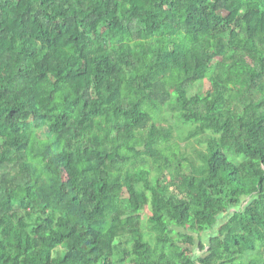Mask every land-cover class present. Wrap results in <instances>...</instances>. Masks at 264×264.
I'll list each match as a JSON object with an SVG mask.
<instances>
[{
	"label": "trees",
	"instance_id": "obj_1",
	"mask_svg": "<svg viewBox=\"0 0 264 264\" xmlns=\"http://www.w3.org/2000/svg\"><path fill=\"white\" fill-rule=\"evenodd\" d=\"M0 264H264V0H0Z\"/></svg>",
	"mask_w": 264,
	"mask_h": 264
},
{
	"label": "rangeland",
	"instance_id": "obj_2",
	"mask_svg": "<svg viewBox=\"0 0 264 264\" xmlns=\"http://www.w3.org/2000/svg\"><path fill=\"white\" fill-rule=\"evenodd\" d=\"M210 86H211L210 79H207V80L203 81L202 83H199L195 87L194 93L199 91V92L205 94L210 89ZM160 121L165 126H172L173 127L174 134H175V142L179 145L178 148L182 151V153L185 154V157L197 159L195 151L196 150H204L205 145L201 144L197 139L188 140L186 138L187 133H188L187 130L185 129L186 127H184V124L179 119H177L176 117H172L171 115H166L164 112V114H162L160 117ZM188 128H190V127H188ZM139 186L141 189H143L145 186L153 187V188H155L157 186L156 173L152 167H149V166L146 167V170H145L144 175H143V179L140 181ZM143 212H144L143 213L144 218L147 219L150 215L149 209L146 208L143 210ZM224 221H225L224 216H222V218L219 221V224H217L213 230L202 235V244L203 245L207 246L209 244L211 237L216 236L218 234V228L222 223H224ZM190 234H192V233H190ZM196 244L197 245L195 248L190 247L191 252L196 256L202 255L203 250L199 246L198 240H196Z\"/></svg>",
	"mask_w": 264,
	"mask_h": 264
}]
</instances>
